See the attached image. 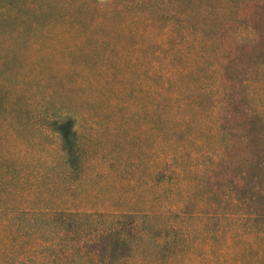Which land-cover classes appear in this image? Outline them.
Returning <instances> with one entry per match:
<instances>
[{"label": "rangeland", "instance_id": "1", "mask_svg": "<svg viewBox=\"0 0 264 264\" xmlns=\"http://www.w3.org/2000/svg\"><path fill=\"white\" fill-rule=\"evenodd\" d=\"M4 12L22 35L0 32V79L43 144L59 146L54 122L74 118L90 201L164 211L148 178L163 155L193 197L184 214L233 203L264 219V0H0L7 31ZM186 244L158 264H264L252 239Z\"/></svg>", "mask_w": 264, "mask_h": 264}, {"label": "trees", "instance_id": "2", "mask_svg": "<svg viewBox=\"0 0 264 264\" xmlns=\"http://www.w3.org/2000/svg\"><path fill=\"white\" fill-rule=\"evenodd\" d=\"M2 15L9 17V29L0 32L21 36L18 15ZM0 82V264H158L188 239L213 247L228 238L252 239L255 253L264 250V219L238 218L237 204L184 214L193 197L184 190L179 164L163 155L148 178L164 211L138 210L134 198L125 208H115L109 198L103 204L90 201L85 194L93 198L88 192L93 188L85 181L74 118L54 122L59 146L43 144L17 100L20 89L10 78ZM104 236L116 237L125 249L115 257L102 255L90 242Z\"/></svg>", "mask_w": 264, "mask_h": 264}, {"label": "clouds", "instance_id": "3", "mask_svg": "<svg viewBox=\"0 0 264 264\" xmlns=\"http://www.w3.org/2000/svg\"><path fill=\"white\" fill-rule=\"evenodd\" d=\"M101 3H107L108 0H100Z\"/></svg>", "mask_w": 264, "mask_h": 264}]
</instances>
